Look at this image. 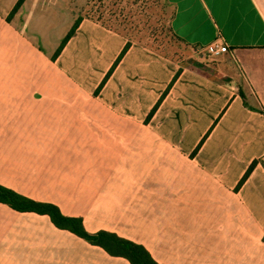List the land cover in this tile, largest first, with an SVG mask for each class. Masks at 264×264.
<instances>
[{
  "label": "crops",
  "instance_id": "1",
  "mask_svg": "<svg viewBox=\"0 0 264 264\" xmlns=\"http://www.w3.org/2000/svg\"><path fill=\"white\" fill-rule=\"evenodd\" d=\"M17 1L0 0V184L159 264H264V0H167L182 42L228 51L182 67L131 45L97 94L125 37L78 0L9 19ZM0 264L131 262L0 202Z\"/></svg>",
  "mask_w": 264,
  "mask_h": 264
},
{
  "label": "rangeland",
  "instance_id": "2",
  "mask_svg": "<svg viewBox=\"0 0 264 264\" xmlns=\"http://www.w3.org/2000/svg\"><path fill=\"white\" fill-rule=\"evenodd\" d=\"M76 5L79 16L121 33L130 46L145 47L182 67H198L210 62L207 51L198 52L175 36L171 29L172 8L167 0H78ZM60 74L64 75L62 71ZM63 81L70 82L67 87L81 89L67 76ZM100 88L93 92L97 94Z\"/></svg>",
  "mask_w": 264,
  "mask_h": 264
},
{
  "label": "trees",
  "instance_id": "3",
  "mask_svg": "<svg viewBox=\"0 0 264 264\" xmlns=\"http://www.w3.org/2000/svg\"><path fill=\"white\" fill-rule=\"evenodd\" d=\"M23 1L24 0L17 1L10 16L8 17L9 19L17 11ZM80 21L81 17H78L70 31L63 38L61 45L55 51L52 57L53 60L57 58L65 43L75 33ZM129 46L130 43L128 42L99 87L104 84L107 77L120 61L121 57L125 54ZM255 164L256 161L250 165L246 175L243 177V180L249 175ZM0 202L5 203L18 211H34L40 214H47L57 227L67 229L84 238L91 244L101 246L111 255L125 257L131 262V264H159L143 244L122 237L119 234L108 230L90 232L85 228L82 217L65 215L59 206L52 202L32 199L2 184H0Z\"/></svg>",
  "mask_w": 264,
  "mask_h": 264
},
{
  "label": "built area",
  "instance_id": "4",
  "mask_svg": "<svg viewBox=\"0 0 264 264\" xmlns=\"http://www.w3.org/2000/svg\"><path fill=\"white\" fill-rule=\"evenodd\" d=\"M206 51L210 55H216V54L228 51V47L225 44L217 41V42H214V43L210 44L206 48Z\"/></svg>",
  "mask_w": 264,
  "mask_h": 264
}]
</instances>
